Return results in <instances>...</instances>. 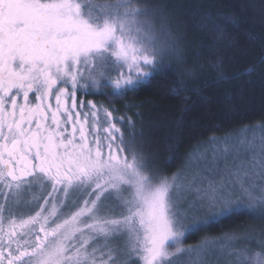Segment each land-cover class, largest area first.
<instances>
[{
    "label": "snow or ice",
    "instance_id": "6c2138e0",
    "mask_svg": "<svg viewBox=\"0 0 264 264\" xmlns=\"http://www.w3.org/2000/svg\"><path fill=\"white\" fill-rule=\"evenodd\" d=\"M200 20L221 35L239 23ZM180 39L165 6L148 0H0V264H209L213 253L264 264V232L184 245L243 213L264 224V137L214 148L213 162L230 152L240 161L224 176H169L136 143L130 117L77 99L112 105L168 72L180 95L187 81L165 67L183 62ZM199 212L206 219L185 224Z\"/></svg>",
    "mask_w": 264,
    "mask_h": 264
},
{
    "label": "trees",
    "instance_id": "16d2710c",
    "mask_svg": "<svg viewBox=\"0 0 264 264\" xmlns=\"http://www.w3.org/2000/svg\"><path fill=\"white\" fill-rule=\"evenodd\" d=\"M148 2L165 6L173 16L175 34L183 36L178 40L183 62L176 65L169 58L165 67H176V75L187 81V90L173 95L175 78L168 72L109 106L119 109L118 116L135 122L136 143L143 144L145 155L169 174L210 138L264 123V63L259 62L264 58V0ZM206 14L214 19L234 16L239 23L225 27L221 35L212 23H201L200 17ZM248 68L254 69L251 75H241ZM221 75L228 78L220 79ZM97 98L108 104V98ZM122 130L131 139L133 130L123 126ZM246 228L253 234L264 232V224L243 213L191 236L184 245ZM215 261L224 264L221 258L215 257Z\"/></svg>",
    "mask_w": 264,
    "mask_h": 264
},
{
    "label": "rangeland",
    "instance_id": "374dc122",
    "mask_svg": "<svg viewBox=\"0 0 264 264\" xmlns=\"http://www.w3.org/2000/svg\"><path fill=\"white\" fill-rule=\"evenodd\" d=\"M78 100H93L98 104H104L109 106L105 102H100V100L97 98V96H83L78 95ZM110 107V106H109ZM260 127H257V126ZM127 131H130V129L126 128ZM245 129H248L247 132H245ZM123 131V130H122ZM247 136L249 139H253L256 143L260 142L261 137H264V123H258L251 126H246L238 131H234L231 133H227L222 136H216L215 138V144L210 143V141L213 138H210L208 141H205L198 145L194 150H192L191 153H189L185 161L177 167L172 173L166 174V175H173L176 173H181L185 177H187L189 180L192 179L193 175L196 174L199 176V178L203 179L207 177V179H216L220 176H224L227 174L228 171L232 170L240 161L234 158L233 153H229L226 158L224 157H218L214 162L212 161V151L214 148L219 149L224 146L225 143L231 147L232 143L242 137ZM227 138V139H226ZM181 196H186L187 199H192V194L181 192ZM119 211V209H117ZM206 219V214L204 212H199L193 215L192 219L185 221V224L192 223L194 220H202ZM249 232V230L246 228L243 232ZM241 232H234V233H243ZM231 234V233H229ZM225 235L221 236H215V237H207L209 239H219L220 242H223V238ZM204 240V239H203ZM202 241V240H201ZM194 245V244H191ZM218 257L223 259L224 264H226L227 257L220 253H213L211 256L208 257L209 264H216V261L214 262V258ZM188 257L180 256L177 257L174 261V264H187Z\"/></svg>",
    "mask_w": 264,
    "mask_h": 264
}]
</instances>
